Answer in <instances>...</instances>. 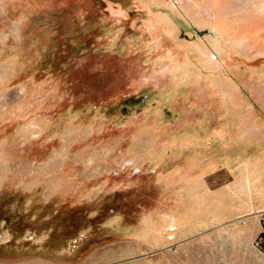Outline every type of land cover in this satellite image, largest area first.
<instances>
[{
    "label": "rangeland",
    "instance_id": "obj_1",
    "mask_svg": "<svg viewBox=\"0 0 264 264\" xmlns=\"http://www.w3.org/2000/svg\"><path fill=\"white\" fill-rule=\"evenodd\" d=\"M0 9V264H264V0Z\"/></svg>",
    "mask_w": 264,
    "mask_h": 264
},
{
    "label": "clouds",
    "instance_id": "obj_2",
    "mask_svg": "<svg viewBox=\"0 0 264 264\" xmlns=\"http://www.w3.org/2000/svg\"><path fill=\"white\" fill-rule=\"evenodd\" d=\"M0 3H3V0H0ZM0 14L7 16L8 13H4L3 9H0ZM14 18L7 20L8 32L3 35L8 38L16 41H21L23 39V30L28 24V19L23 15L12 14ZM3 41V40H0Z\"/></svg>",
    "mask_w": 264,
    "mask_h": 264
},
{
    "label": "built area",
    "instance_id": "obj_3",
    "mask_svg": "<svg viewBox=\"0 0 264 264\" xmlns=\"http://www.w3.org/2000/svg\"><path fill=\"white\" fill-rule=\"evenodd\" d=\"M242 217H245V223L248 221L249 217L262 225L263 230L254 238L252 246L264 258V209L250 212L247 215L241 216V218Z\"/></svg>",
    "mask_w": 264,
    "mask_h": 264
},
{
    "label": "crops",
    "instance_id": "obj_4",
    "mask_svg": "<svg viewBox=\"0 0 264 264\" xmlns=\"http://www.w3.org/2000/svg\"><path fill=\"white\" fill-rule=\"evenodd\" d=\"M258 207H259V206L256 205V203L252 202V203H251V207H250L248 210H246L245 213L242 214V216H243V215H247V214H249L250 212H253V211H256V210L264 209V208H258ZM251 221H252V220H251ZM253 222L258 224V226H257V230H256V231H257V234L260 233V232L262 231V227H261L260 223H259L258 221H256V220H254V219H253ZM246 223H248V221H247ZM256 236H257V235H256Z\"/></svg>",
    "mask_w": 264,
    "mask_h": 264
}]
</instances>
